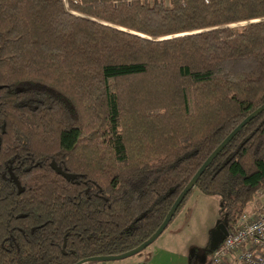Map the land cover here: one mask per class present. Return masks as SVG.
Listing matches in <instances>:
<instances>
[{
  "label": "trees",
  "instance_id": "16d2710c",
  "mask_svg": "<svg viewBox=\"0 0 264 264\" xmlns=\"http://www.w3.org/2000/svg\"><path fill=\"white\" fill-rule=\"evenodd\" d=\"M262 106L264 0H0V264L137 248L252 115L165 228L196 188L233 231L264 190Z\"/></svg>",
  "mask_w": 264,
  "mask_h": 264
},
{
  "label": "rangeland",
  "instance_id": "374dc122",
  "mask_svg": "<svg viewBox=\"0 0 264 264\" xmlns=\"http://www.w3.org/2000/svg\"><path fill=\"white\" fill-rule=\"evenodd\" d=\"M263 205L264 190L256 194L252 202L247 205L244 213L259 209ZM218 210L219 198L217 196L203 195L194 188L168 228L159 236L160 238L158 237L146 249L120 260L98 261L88 264H143L148 256L147 252L160 245L169 246L185 255L190 254L196 248L199 254L198 262L203 259V264L210 262L213 264L211 255L206 253V249L211 245L215 233L222 224Z\"/></svg>",
  "mask_w": 264,
  "mask_h": 264
},
{
  "label": "built area",
  "instance_id": "2783aa9c",
  "mask_svg": "<svg viewBox=\"0 0 264 264\" xmlns=\"http://www.w3.org/2000/svg\"><path fill=\"white\" fill-rule=\"evenodd\" d=\"M233 253L240 264H264V205L243 213L235 229L211 253L213 264H219Z\"/></svg>",
  "mask_w": 264,
  "mask_h": 264
},
{
  "label": "water",
  "instance_id": "95a60500",
  "mask_svg": "<svg viewBox=\"0 0 264 264\" xmlns=\"http://www.w3.org/2000/svg\"><path fill=\"white\" fill-rule=\"evenodd\" d=\"M264 109V106L261 107L260 110ZM252 119V115L246 118L242 123H240L234 131L225 139V141L220 145L218 149L212 153V155L207 159V161L202 165V167L199 169V171L196 173V175L193 177L191 182L188 184V186L180 193L178 196L177 200L175 201L174 205L172 206L171 210L167 214L166 218L164 219L163 223L160 225V227L156 230V232L144 243L139 245L137 248L128 251L124 254L117 255V256H110V257H100L93 259V261H113V260H120L123 258H127L133 255H136L146 249L149 245H151L165 230L167 227L168 223L171 221L172 217L174 216L177 208L181 204V202L184 200L185 196L189 193V191L194 187L196 179L202 174L204 168L207 166L208 162L222 149V147L229 142L238 131H240L244 125ZM53 168L56 170L58 174L63 175L64 177L68 178L67 175L63 174L60 169L56 168L55 165H53ZM228 235V231L225 227V224L222 223L219 228L217 233H215L214 240L212 241L211 245L209 246V251L212 252L215 248L218 247V245L223 241V239Z\"/></svg>",
  "mask_w": 264,
  "mask_h": 264
},
{
  "label": "crops",
  "instance_id": "0c3cea01",
  "mask_svg": "<svg viewBox=\"0 0 264 264\" xmlns=\"http://www.w3.org/2000/svg\"><path fill=\"white\" fill-rule=\"evenodd\" d=\"M147 253L148 256L146 257V260L143 264H190L189 254H182L169 246H155ZM202 261L200 260L198 264H203ZM208 264L212 263L210 262ZM219 264L240 263L236 260L235 255L233 253H229Z\"/></svg>",
  "mask_w": 264,
  "mask_h": 264
},
{
  "label": "bare ground",
  "instance_id": "6f19581e",
  "mask_svg": "<svg viewBox=\"0 0 264 264\" xmlns=\"http://www.w3.org/2000/svg\"><path fill=\"white\" fill-rule=\"evenodd\" d=\"M229 233V232H228Z\"/></svg>",
  "mask_w": 264,
  "mask_h": 264
}]
</instances>
